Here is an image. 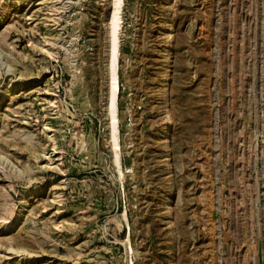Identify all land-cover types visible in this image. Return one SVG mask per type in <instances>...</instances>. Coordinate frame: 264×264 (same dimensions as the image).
I'll return each mask as SVG.
<instances>
[{
    "label": "rangeland",
    "instance_id": "1",
    "mask_svg": "<svg viewBox=\"0 0 264 264\" xmlns=\"http://www.w3.org/2000/svg\"><path fill=\"white\" fill-rule=\"evenodd\" d=\"M115 1L0 0V264H264V0Z\"/></svg>",
    "mask_w": 264,
    "mask_h": 264
},
{
    "label": "bare ground",
    "instance_id": "2",
    "mask_svg": "<svg viewBox=\"0 0 264 264\" xmlns=\"http://www.w3.org/2000/svg\"><path fill=\"white\" fill-rule=\"evenodd\" d=\"M115 2L116 3L114 4V9H116V10H114L111 14V26L113 28L112 32L114 35L116 34V32L118 30V26H119L117 14L119 13L118 10L120 8V6H118V4H120V1L116 0ZM113 41H114V39H113ZM110 56H111L110 74H109L110 81L108 83V94H109L108 108H109V112H110V126H111L110 139L112 140V142L114 144V150H116L115 154H116V156H118V154H119L118 150H120V146L118 143L119 129H118V112H117L116 107H117V95H118V91H119V80H118V73H117V68H116V60H117L116 41L113 42Z\"/></svg>",
    "mask_w": 264,
    "mask_h": 264
}]
</instances>
